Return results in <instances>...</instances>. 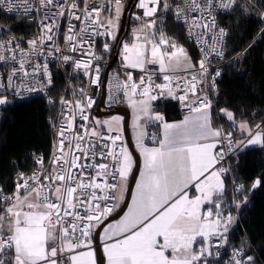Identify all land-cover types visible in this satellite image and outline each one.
Segmentation results:
<instances>
[{
    "label": "snow or ice",
    "instance_id": "6c2138e0",
    "mask_svg": "<svg viewBox=\"0 0 264 264\" xmlns=\"http://www.w3.org/2000/svg\"><path fill=\"white\" fill-rule=\"evenodd\" d=\"M83 3L84 7L80 8L77 0L71 3L40 0L41 6H53L58 10L53 13L52 23L41 22L44 34L28 41L31 46L28 52L17 44L7 49L11 55L0 53L3 62L16 61V54H20L18 67L7 74L8 87L13 86V78L18 73L28 77L42 72L48 78L47 83H52L47 62L31 64V73L26 64L29 53L43 54L38 45L53 40V35L47 33L59 28L56 18L64 16L66 11L73 19L81 21L82 26L76 32V26L69 24L63 35L65 44L69 51H80L81 56L86 55L88 59L73 60L63 55L62 60L72 61L77 70H83L90 78L91 84L101 85V65L93 61L101 60L102 56L92 50L95 48L93 36H108L119 43L117 32L123 4L121 0H114L115 7L108 9L112 14L102 19L103 5L97 6L92 0H83ZM108 3L111 5L112 0ZM212 3L213 0H206L205 4L200 0H183V6L178 4L174 10L166 0H138L136 4L143 10L142 15H135L140 25L132 30V42L122 44L121 56L125 68L139 69L143 74L137 80L128 71L123 81L117 77L116 85L133 110L136 147L143 157V169L127 212L116 223L105 224L119 209L134 164L132 154L121 143L122 117L90 120L86 110L95 101L81 88V99L61 98V104L67 108L74 105V111L61 113L63 122L57 133L51 170L27 178L21 174L22 182H17L8 195L0 189V257H4L0 258V264H96L91 245L93 233L98 228H103L107 264H209L207 257L220 256L219 251L213 253V248H223L227 244L234 217L230 212L226 215L223 206V175L229 170L217 167L226 155L223 148H217L226 140L227 152H232L233 132L212 126V101L207 94H200L199 85L203 81L197 79V74L193 72L188 77L175 73L195 70L198 66L201 76L207 74L209 56L212 53L223 55L215 44L225 33L220 29L208 50L201 47L203 58L194 64L187 50L159 27L162 20L157 15L161 9L174 11L175 20L187 27L189 38L195 35L197 44L206 45L204 37L215 28V17L209 22L203 15L197 17L193 13L209 11L211 15ZM234 3L235 0H222L218 7L230 9ZM0 6H5L8 12L14 10L12 0H0ZM77 9L81 15H76ZM100 28L103 31H99ZM110 47L104 43L102 50L107 52ZM4 48L5 43L0 42V49ZM61 51L60 47L52 46L47 56ZM150 65L153 67L149 68ZM219 75L217 72L216 76ZM153 76H162L163 82L155 83ZM212 86H215V77ZM43 87L41 84L40 88L25 90L36 92ZM165 90L167 96L178 99L188 109L183 120L170 123L163 114L153 110L152 102L163 97ZM177 91L181 93L178 96ZM16 95L21 93L17 91ZM190 95L194 99L190 100ZM109 101L115 103L116 97H109ZM8 102L6 97H0V105ZM219 114L241 134L248 133L246 142H235L237 149L245 144L264 145L261 124H256L253 131L246 121L237 124L232 111L222 108ZM77 115L84 123L78 125L79 131H74ZM149 123L159 125V135L144 131ZM146 136L152 146L145 143ZM262 180L264 177L257 178L251 187L257 188ZM243 187L238 185L236 190ZM190 190L195 194L190 196ZM246 201L245 196L241 203ZM240 206V203L235 204L238 209ZM9 252L11 256L7 258ZM241 252L242 249L234 250L226 264H254L252 256L238 258Z\"/></svg>",
    "mask_w": 264,
    "mask_h": 264
},
{
    "label": "trees",
    "instance_id": "16d2710c",
    "mask_svg": "<svg viewBox=\"0 0 264 264\" xmlns=\"http://www.w3.org/2000/svg\"><path fill=\"white\" fill-rule=\"evenodd\" d=\"M166 2L171 8L175 4V0ZM0 15L3 16L1 12ZM158 18L162 20L159 27L164 33L178 44H186L196 63L195 47L187 40L184 26L175 20L173 11L161 9ZM3 19L9 23L15 20ZM221 22L228 28V39L218 82V109L232 111L237 124L246 121L254 131L256 124L264 127V0H238L234 8L222 16ZM66 87L64 77L57 75L52 104L35 97L14 104L8 102L1 107L0 189L10 193L18 174L30 173L42 166L38 162L40 159L44 164L50 160L55 138L53 123L59 115ZM154 107L161 110L167 120L181 116L178 103L172 99L155 103ZM113 108L121 109L120 113L128 109L122 101ZM220 115L225 129H231V122ZM246 136L238 130L236 137L241 141ZM234 175L244 187L235 191L230 178L226 177L223 206L225 214L230 212L234 217L230 244L252 256L254 264H264V180L257 188L251 187L257 178L264 177V145L245 144L238 152ZM245 196L247 201L241 203ZM236 203L241 204L239 209ZM209 261L210 264H223L224 258L213 254Z\"/></svg>",
    "mask_w": 264,
    "mask_h": 264
},
{
    "label": "built area",
    "instance_id": "2783aa9c",
    "mask_svg": "<svg viewBox=\"0 0 264 264\" xmlns=\"http://www.w3.org/2000/svg\"><path fill=\"white\" fill-rule=\"evenodd\" d=\"M238 0H235V3L230 9H222L218 7V5L222 2V0H213L212 7L210 9L211 15H209V11H205L203 14L197 12L193 13V15L200 17L203 15L206 20L209 22L211 21V17H215V28L211 32L207 34V36L204 37V39L207 41V44H197L196 37L193 35L191 38L188 36L187 27L182 23L179 22L184 26L185 29V36L187 40L193 44L195 47V50L197 52V59L198 61L203 58V54L200 51V48L203 47L206 50H208V45L213 44V37L219 32L220 29L224 30L225 35L218 40V42L215 44V47L218 52H222V56H217L215 53H212L209 56V62H208V72L204 76H201L199 74L198 66L195 70H188L187 72L184 71H178L175 73L177 76H188L190 77L193 72L197 74V79L202 80L203 83L199 85V89L201 90L200 94H207L208 98L212 101V109L214 113V118L217 123L218 128H223L225 132L232 131V140L234 141L233 144V151L227 152V141L225 140L223 144L219 145L217 150H220L223 148L226 152V155L224 157V160L217 166L223 167L228 169L229 171L225 173L224 175L226 177L230 178V181L234 187V190H236L237 186L240 185L237 180L235 179L234 170L235 166L238 161V152L242 148L237 149L236 143L239 142L237 139L238 129L235 127H232L231 129H225L223 126L222 117L219 114L218 109V99H219V89H218V82L219 78L222 75L223 70V60L225 58L226 54V45H227V39H228V28L221 22V18L226 13H229L234 6L236 5ZM14 5V10L12 12H8L5 10V6H0V12L3 14V16L0 15V42L5 43V48L0 49V53H2L5 56H9L12 53L7 51L9 48H15L17 44H19L21 49H24L25 52H28L30 49V45L28 44V41L37 37H40L44 34L41 30V22L43 23H52V16L53 13L56 12L58 9L53 6H41L40 0H12ZM60 3H64V0H59ZM77 2L80 5V8L84 7L83 0H77ZM93 3H95L97 6L103 5L104 10L101 13V18H104V15L109 11V3L108 0H92ZM114 2V0H113ZM122 4L125 5V10L128 11V15L131 19V21H135L137 23H140L135 19V15H142L143 10L136 7V4L138 3V0H121ZM223 2H227V0H223ZM68 3H71V0H68ZM200 3L205 4L206 0H200ZM183 6V0H175V4L173 5V10L175 9L176 5ZM67 7V5H65ZM28 9V11H25V9ZM124 10V12H125ZM76 15H81L80 10L77 9ZM159 13V12H158ZM174 13V11H173ZM47 15L48 19H45V16ZM158 15V14H157ZM3 17H7V19H14V21L6 22ZM83 19V18H82ZM147 19V18H145ZM56 23L59 24V28L53 29L52 33H47L48 35H53L52 41L45 40L44 45H38V47L42 48L43 54L40 53H29L28 60L29 63L26 64V69L29 71V73L32 72L31 64L33 63H40L43 64L44 62L48 63V71L51 74V80L52 83L49 85L47 83V77L44 76L41 73H36L35 75H29L28 77H23L22 74H17L16 77L13 78L12 81V87H8V80H7V74L11 72L13 67H18V61L20 60V54H16V61H8L3 62L0 61V85H3V87H0V95H6L7 99L9 101V104H14L16 102H22L26 100L33 99L35 97H40L46 99L48 102L51 101L50 104L53 103V95L52 92L55 88V80L56 76L60 75L64 77V80L66 82V90L63 95V99L75 101L76 99H81L80 96V89L83 88L84 91L87 93L88 96H91V98L95 101V103L92 105L90 109H87V114L90 117V120L93 119L95 115V110L97 106L99 105L102 96H103V90H104V81L107 69L111 65V59L114 56V53L117 50L118 43L111 40L108 36H93V39L95 40V48L92 49L96 55L102 56V59L99 61H93V63H99L101 65V85L97 87L96 85H93L90 83V78L88 76H85L83 74V70H77L75 68V65L72 61H68L67 63L63 62L62 56L63 55H69L73 58V60L76 59H88V57L81 56V52H71L68 50L65 41L63 39L64 33L67 31V28L69 24H74L76 27L74 31L78 32L80 30L81 21H77L71 17V14L66 11L64 16L57 17ZM99 31H103L102 28L98 29ZM196 31H203V29H197ZM8 41H11L9 44ZM117 41H118V34H117ZM104 43H108L111 45L110 49L107 52H104L102 50V46ZM52 46H58L62 49L59 53H54L53 56H47V53L51 50ZM85 49H87V45L84 46ZM111 54V55H110ZM153 66H149V68H152ZM158 67V66H156ZM131 71L133 73L134 79H139V76L143 73L140 72L139 69H129L125 68L123 66V63L119 62V58L117 59V62L114 63L108 73L107 82H106V105L108 109H112L113 106L118 104L123 99V94L120 91H117V77L120 81H123L125 78V73ZM219 72L220 75L216 76V73ZM215 77V86H212V78ZM153 79L155 80V83H162V76L157 78V76H153ZM24 85V87H21V85ZM41 84L44 85L43 89L36 92H28L25 90V88H40ZM19 91L21 93L20 96L16 95V92ZM159 95V93H156ZM181 93L179 91L176 92V95H180ZM116 97L115 103H110L109 97L111 96ZM167 99H172L178 103V106L180 108L181 114H187L188 109L184 108L181 104V102L178 99L172 98L167 96V92L165 90V95L161 98H159L156 101H153L152 103H158ZM189 99H194L191 95L189 96ZM3 107V106H1ZM74 111V105L71 108H67L64 105L60 103V109H59V115L54 120L53 123V129L55 133V138L53 142V151L50 155V160L44 164L42 163V166L35 168L34 171L30 173H20L16 176L15 184L17 182H22L21 180V174H23L24 178H27L34 173L40 174L45 171L51 170V160L53 158V153L56 152V144L58 142V130L60 124L63 122V118L61 113L68 112L71 114V112ZM80 123H84L80 120L79 115L76 116V127H74V131H79L78 125ZM147 133H157L159 135V132L154 127H150L147 131ZM115 135V133H112ZM71 135V134H70ZM123 140L121 143L126 145L125 136L122 133ZM149 139V138H148ZM41 159L38 160L40 163ZM109 182H112L111 180ZM118 182V181H117ZM119 183V182H118ZM5 195H8L10 193H7L5 190H3ZM117 195V193H116ZM237 214V213H236ZM231 227V226H230ZM94 235V233H93ZM228 241L227 244L223 248H213V253L216 251L220 252V258H224L223 264H226L227 261H229L230 256L232 255L233 251L236 249H241L239 247H235L234 245L230 244V229L227 234ZM93 240V236H92ZM215 239L213 240V243L215 244ZM215 255V254H214ZM247 257L245 251L242 249L240 259H245ZM4 258V257H0ZM9 258V254L8 257Z\"/></svg>",
    "mask_w": 264,
    "mask_h": 264
},
{
    "label": "water",
    "instance_id": "95a60500",
    "mask_svg": "<svg viewBox=\"0 0 264 264\" xmlns=\"http://www.w3.org/2000/svg\"><path fill=\"white\" fill-rule=\"evenodd\" d=\"M123 20H124V23L127 20V22H126L127 24H122L120 27V30L118 32V42L119 43L117 46V50L114 53L113 58L111 59V65L109 66V68L107 69V72H106L105 81H104L103 96H102V99H101L99 105L97 106V108L95 110V114L97 116H104V115H109V114H113V113H117V112L120 113V111H121V109H119V108L108 109L105 101H106V82H107L108 73H109L112 65L117 62V59L119 57V54H120V51L122 48V44H123L125 37L127 36L128 31H129L131 19L128 15L127 10H125V12L123 14ZM123 114H125V118H124V126H123L122 133L125 136L127 146L133 152V155L135 157V167H134V171H133V174L131 176V179H130V183H129L125 198H124L121 206L119 207V209L116 212H114L105 221V224H108L114 220L119 219L128 209V206L130 204L136 182L138 180V176H139L140 169H141V164H142V156L140 155V152L138 151V149L136 147L135 140H134L132 130H131V125H130L131 111L129 109H127L126 111H124ZM102 230H103V228L96 229L94 232V235H93L96 250H97V256H98L99 264H105V257H104V253H103V249H102V243H101V232H102Z\"/></svg>",
    "mask_w": 264,
    "mask_h": 264
},
{
    "label": "crops",
    "instance_id": "0c3cea01",
    "mask_svg": "<svg viewBox=\"0 0 264 264\" xmlns=\"http://www.w3.org/2000/svg\"><path fill=\"white\" fill-rule=\"evenodd\" d=\"M130 28L131 27H129V31H130ZM126 42V41H125ZM124 42V43H125ZM127 43H129L128 41H127ZM122 49V48H121ZM187 49L189 50V48L187 47ZM120 53H121V51H120ZM189 55L191 56V59L194 61L193 63L195 64V59H194V57H193V55L191 54V52H190V50H189ZM119 62L120 63H123L122 62V57H121V55L119 54ZM122 102L127 106V108L129 107V105L127 104V101H126V99L123 97V99H122ZM153 105V109H154V111H157V112H160L161 114H163L162 113V111L161 110H156L155 109V107H154V104H152ZM131 108V107H130ZM129 109V108H128ZM131 110H132V108H131ZM188 114V113H187ZM187 114H181V116L180 117H178V118H175V119H172V120H167L166 118H165V120L167 121V122H177V121H181V120H183V118H184V116L185 115H187ZM164 115V114H163ZM211 116H212V126L214 127V128H218V126H217V123H216V121H215V118H214V112H213V109H212V113H211ZM131 126H132V134H133V137H134V140H135V144H136V135H137V132H136V129H134V127H133V110H132V123H131ZM150 127H154L155 129H157L158 130V132L160 133V127H159V125L158 124H156V123H149V124H147L146 126H145V129H144V131L145 132H147L148 131V129L150 128ZM255 131V130H254ZM246 133V132H245ZM145 143L146 144H148L149 146H152V144H151V141L148 139V137L146 136L145 137ZM248 146V145H247ZM218 147H219V145H218ZM218 149V148H217ZM139 151V150H138ZM134 165V164H133ZM217 167H219V166H217ZM142 169H143V157H142V164H141V169H140V173H141V171H142ZM140 173H139V176H138V180L140 179ZM223 179H224V183H225V190H224V193L226 192V190H227V180H226V176L225 175H223ZM137 180V181H138ZM135 191H136V185H135V188H134V191H133V195L135 194ZM223 193V194H224ZM195 194V192H194V190H190L189 191V195L191 196V195H194ZM133 195H132V197H133ZM131 202H132V198H131V201H130V204H129V206L131 205ZM121 204L122 203H120L119 202V207L121 206ZM128 210V209H127ZM127 210H126V212H127ZM125 212V213H126ZM124 213V214H125ZM123 214V215H124ZM122 215V216H123ZM121 216V217H122ZM120 217V218H121ZM119 218V219H120ZM119 219H117V220H114V221H112V222H110V223H116V221H118ZM103 230H102V232H101V243H102V249H103V244H104V239H103ZM91 247H92V250L95 252V258H96V264H99V262H98V256H97V250H96V246H95V242H94V237H93V240H92V245H91ZM103 253H104V250H103ZM10 256H11V252H9V258H10ZM104 257H105V264H107V256H106V254L104 253ZM210 257L211 256H209V257H207V259H208V261H209V259H210ZM209 264H210V261H209Z\"/></svg>",
    "mask_w": 264,
    "mask_h": 264
},
{
    "label": "rangeland",
    "instance_id": "374dc122",
    "mask_svg": "<svg viewBox=\"0 0 264 264\" xmlns=\"http://www.w3.org/2000/svg\"><path fill=\"white\" fill-rule=\"evenodd\" d=\"M110 7H112V8H114L115 7V4H114V2H113V0H112V4L110 5ZM124 10H125V5H123V11H122V15H121V18H120V27H121V25L123 24L122 23V21H123V14H124ZM110 14H112V13H110L109 11L104 15V18L105 17H107V16H109ZM132 23V24H131ZM127 24V23H126ZM130 24H131V28H130V31H128V34H127V36L125 37V40H124V42L125 43H127V41L129 42V43H131L132 42V40H133V35H132V30L134 29V28H138L139 27V25H140V23H137V22H133V21H131L130 22ZM119 32V31H118ZM118 32H117V34H118ZM129 37V38H128ZM123 42V43H124ZM180 45H182L186 50H187V52H188V55H189V50L187 49V45L186 44H180ZM122 51H123V48L121 49V53H122ZM121 53H120V55H121ZM190 56V55H189ZM122 57V56H121ZM191 57V56H190ZM191 61H192V63L194 62L192 59H191ZM0 97H6V95H0ZM7 98V97H6ZM8 100V99H7ZM128 104V103H127ZM153 104V103H152ZM5 105H7V103L6 104H3V105H0V121L2 120V118H3V110H2V108H1V106H5ZM152 107H153V105H152ZM129 108V110L131 111V120H130V125H131V123H132V110H131V108H130V106L128 107ZM154 110V109H153ZM113 116H119V117H122V120H121V123H120V127H122V129H123V126H124V118H125V114H123V113H119V112H117V113H113V114H109V115H104V116H97L96 114L94 115V117H93V119H99V120H109V119H111ZM248 123V122H247ZM249 125H250V123H248ZM131 130H132V126H131ZM246 137L244 138V139H242L241 141H247V139L249 138V136H248V133H246ZM126 146H127V144H126ZM127 148H128V150H129V152L132 154V158H133V161H134V165H133V168H132V171H131V173L129 174V176H128V179H127V182H126V188L128 189V186H129V183H130V179H131V176H132V174H133V171H134V167H135V157H134V155H133V152L130 150V148L127 146ZM126 192H127V190L123 193V200H124V198H125V195H126ZM117 195H119V192H117ZM123 200L122 201H120V203H122L123 202Z\"/></svg>",
    "mask_w": 264,
    "mask_h": 264
},
{
    "label": "flooded vegetation",
    "instance_id": "af4514ba",
    "mask_svg": "<svg viewBox=\"0 0 264 264\" xmlns=\"http://www.w3.org/2000/svg\"><path fill=\"white\" fill-rule=\"evenodd\" d=\"M126 22H127V20H126ZM126 22L125 23H123V24H126ZM132 24V23H131ZM131 24H130V26L129 27H131ZM114 109V108H113Z\"/></svg>",
    "mask_w": 264,
    "mask_h": 264
}]
</instances>
